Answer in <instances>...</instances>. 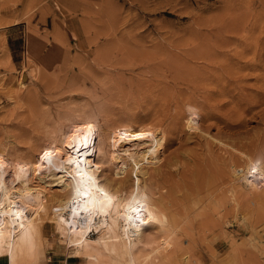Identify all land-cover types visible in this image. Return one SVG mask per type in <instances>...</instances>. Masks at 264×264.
Masks as SVG:
<instances>
[{
	"label": "rangeland",
	"instance_id": "obj_1",
	"mask_svg": "<svg viewBox=\"0 0 264 264\" xmlns=\"http://www.w3.org/2000/svg\"><path fill=\"white\" fill-rule=\"evenodd\" d=\"M80 121L163 135L169 264H264V0H0V160L30 164ZM114 161L103 174L127 177ZM43 239L37 264L71 257Z\"/></svg>",
	"mask_w": 264,
	"mask_h": 264
},
{
	"label": "bare ground",
	"instance_id": "obj_2",
	"mask_svg": "<svg viewBox=\"0 0 264 264\" xmlns=\"http://www.w3.org/2000/svg\"><path fill=\"white\" fill-rule=\"evenodd\" d=\"M191 119L186 120L190 132L195 130ZM90 123L72 122L58 130L55 150L30 164L0 160V261L37 264L47 225L72 250L71 257L93 264H169L176 260L182 245L176 236L178 224L162 202L164 195L158 196L155 190L158 197L154 198L152 192V173L164 149L163 135L107 133L103 127L106 132L103 129L101 139ZM115 158L126 164L127 177L122 169L117 179L111 171L110 176L103 174V164L114 163ZM249 164L243 176L234 170L236 180H245L250 170L254 175ZM259 171L251 176L252 187L261 179ZM92 232L96 238L88 236Z\"/></svg>",
	"mask_w": 264,
	"mask_h": 264
},
{
	"label": "crops",
	"instance_id": "obj_3",
	"mask_svg": "<svg viewBox=\"0 0 264 264\" xmlns=\"http://www.w3.org/2000/svg\"><path fill=\"white\" fill-rule=\"evenodd\" d=\"M0 264H4L0 261ZM51 264H88L78 258L70 257L69 255H60L59 257H54Z\"/></svg>",
	"mask_w": 264,
	"mask_h": 264
}]
</instances>
